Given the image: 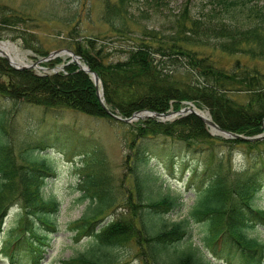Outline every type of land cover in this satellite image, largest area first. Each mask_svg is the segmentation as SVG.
Segmentation results:
<instances>
[{"label": "trees", "instance_id": "1", "mask_svg": "<svg viewBox=\"0 0 264 264\" xmlns=\"http://www.w3.org/2000/svg\"><path fill=\"white\" fill-rule=\"evenodd\" d=\"M102 2L100 20L110 27L108 37L116 42V57L109 60L97 39L78 40V35L60 46L72 49L96 71L105 107L93 80L73 63L41 75L12 68L0 57V253L10 264L23 260L40 264L59 230L60 203L43 190L57 169L48 161L51 156L26 144L25 127L17 134L11 126L15 112L27 105L41 107L44 113L71 109L123 129L119 136L125 148L121 162L125 185L121 180L113 185L102 145L97 141L89 145L86 137L66 130L74 146L86 149L80 188L81 199L89 200L85 215L71 225L75 238L89 234L94 244L64 264H121L119 249L130 244L143 251L146 264H213L203 254L207 249L227 264H264V240L249 235L264 227V208L254 202L263 187L264 138H222L211 134L194 113L168 122L146 118L127 123L106 110L127 117L146 108L178 111L191 102L208 110L221 128L244 136L262 132L264 72L239 59L225 68L218 56L242 54L264 61V11L250 8L247 0H213L206 14L195 18L185 6L169 24L170 32L163 33L145 25L144 12L137 15L130 10L135 0ZM5 9L0 6V21L12 22L20 30L27 18ZM21 31L24 34L10 39L23 40L22 48L40 56L49 52L27 41L24 37L30 33ZM62 62L67 59L56 57L42 65ZM234 149L240 150L245 163L233 170ZM150 158L162 160L169 169L181 162L180 173L188 172L185 187L194 191L195 198L182 219L161 222L164 214L179 207L178 195L144 194L149 181L164 180L153 168L145 169ZM13 207L18 209L17 222L5 229ZM119 207L125 210L115 217L108 215V210ZM195 225L202 228L198 244L189 238Z\"/></svg>", "mask_w": 264, "mask_h": 264}, {"label": "rangeland", "instance_id": "2", "mask_svg": "<svg viewBox=\"0 0 264 264\" xmlns=\"http://www.w3.org/2000/svg\"><path fill=\"white\" fill-rule=\"evenodd\" d=\"M103 0H0V6L5 7V13L15 11L16 13L26 17L27 20L22 21L18 27L14 28L11 23L0 21V41L8 40L13 42L16 50H18V59L27 63L34 62V59L40 57L31 49L22 48L23 40L10 39L11 35H19L26 30L30 35H25V39L31 40L32 43L38 44L43 50L54 51L64 48L60 46L61 42L68 40L74 41L78 35V40L97 39L104 48L109 60L114 59L116 53V42L113 38L109 39L111 31L101 20L103 9ZM155 0L146 3V0H135L132 12L139 15L144 12L143 22L148 28L155 27L161 32H170L169 24L174 18L178 17L181 10L187 6L193 17H202L210 9L213 0ZM245 1V0H244ZM248 6L255 10L264 11V0H247ZM215 3V2H214ZM213 5V4H212ZM220 7L215 9L217 16ZM223 13V12H222ZM264 13V12H263ZM74 29V31H73ZM164 31H163V30ZM24 32V31H23ZM22 32V34H24ZM20 34V35H22ZM103 51V49H102ZM13 54V52H12ZM236 59L247 63L250 67L256 66L260 71L264 72V61L250 60L241 55H223L218 56V62L224 67H231ZM60 65V64H57ZM225 67V68H226ZM35 71L42 73L41 70ZM240 100L244 95L237 94ZM206 110V109H204ZM208 111V110H206ZM11 126L15 133L25 127L26 144H31L34 150L40 149L51 156L56 168L57 174L44 187V194L52 196L60 203L59 212L57 214V222L59 230L54 232L53 238L50 240V246L42 254L40 264H64L67 258L76 256L79 252H84L88 247L94 244L92 236L89 234L82 235L78 239L76 230L72 228L75 220L81 219L89 207L88 199H81L82 189L80 184L83 180V169L85 158L82 154L86 151L84 147L77 148L73 145L67 136L66 130L74 131L81 137L88 139L87 144L91 145L93 141H97L102 145V154L105 156L106 165H108L111 173L113 185L118 184L120 180L123 182L125 177L122 176V158L124 156V144L121 143L119 135L123 130L117 125H112L106 119L87 116L82 112L74 110H65L58 112L44 113L41 107L25 106L15 112L11 121ZM231 156L234 163L231 164L232 169L243 167L245 159L241 156L239 149H234ZM145 169L153 168L163 176L162 179L153 182L149 181V188L144 190L147 196L158 197L165 192L174 193L180 198V205L171 213L164 214L161 222L166 224L175 220L182 219L187 214L194 203L195 194L188 190L184 183L188 172L185 171L182 176L180 173L181 162H177L170 169L162 160L150 158ZM126 182H123L125 185ZM262 188L259 190L258 196L255 198V204L264 208V180ZM125 206V205H124ZM16 207L12 208L4 225L6 227L13 226L17 222ZM125 208L119 207L117 210H108L110 217H115L118 213H122ZM127 210V209H126ZM107 221V217L103 219V223ZM192 241L198 242L202 233L199 225L193 226ZM250 232V233H249ZM249 235L264 240V227H260L257 231H249ZM183 248V247H180ZM119 257H122L121 264H146V255L138 246L130 244L119 249ZM176 257V256H174ZM207 257L216 264H227L222 260L211 258L207 253ZM0 264H10L7 257L0 253ZM20 264H27L23 260Z\"/></svg>", "mask_w": 264, "mask_h": 264}, {"label": "water", "instance_id": "3", "mask_svg": "<svg viewBox=\"0 0 264 264\" xmlns=\"http://www.w3.org/2000/svg\"><path fill=\"white\" fill-rule=\"evenodd\" d=\"M8 42V41H7ZM9 43V42H8ZM9 51H12L14 53L13 58H10L11 56L6 54L4 50H0V57L3 56L6 58V60L9 62V64L16 68V69H24V68H29V69H39L42 70L44 72H47L46 67H43L40 65V63L45 62L47 60L56 58L58 56H68L70 58V60L68 62H72L74 63L79 69L83 70L85 73H87L88 75H90V77L94 80V85L96 88V94L97 97L99 98V100L101 101V103L104 105V100H103V89L101 88V79H99L97 73L90 68L87 64H85L83 62V59L79 56L76 55L71 49L69 48H62V49H56V51H51L48 53V55H46L45 57H40L35 59L34 62L32 63H27L25 61L19 60L18 59V51L16 50L15 46L12 45L11 49ZM63 65L60 66H56L54 68H52V72H57L58 70L62 69ZM108 111V110H107ZM201 110L196 109L195 107H193L192 105L189 106H185L183 108H180L178 111H174V110H170L167 111V113L164 112H155L153 110H146V111H135L131 116L129 117H120L115 113H111L110 111H108V114H110L112 117H114L115 119H118L120 121H125L128 123L134 122L137 119H146V118H154V119H159L161 121H168L170 119H173L179 115H186L189 114V112H193L194 114H196L199 118L201 117V119L204 121V123L211 129L212 133L217 134V135H221L222 137H232V138H239L242 140H256V139H262L264 138V134L263 135H259L256 137H252V136H247V135H242L236 132H231L227 129L221 128L219 127L213 120L212 117L209 116H203L200 113ZM264 123V121H263Z\"/></svg>", "mask_w": 264, "mask_h": 264}, {"label": "bare ground", "instance_id": "4", "mask_svg": "<svg viewBox=\"0 0 264 264\" xmlns=\"http://www.w3.org/2000/svg\"><path fill=\"white\" fill-rule=\"evenodd\" d=\"M4 50L5 51V53L6 54H8V55H10L11 57L10 58H13V56H12V53L9 51L10 49H11V46H10V44L9 43H7V42H1L0 43V50ZM17 55H19V54H17ZM10 65V64H9ZM90 79H92L91 77H90ZM93 80V79H92ZM93 83H94V80H93ZM97 91V90H96ZM185 103H188V102H185ZM146 110H151V109H149V108H146V109H141V111H146ZM156 112V111H155ZM159 112V111H158ZM200 113L203 115V116H209L210 114L208 113V111H206V110H204V109H202L201 111H200ZM197 116V115H196ZM198 117V116H197ZM199 118V117H198ZM200 119H201V117H200ZM261 126H262V132H260V133H256L255 135H251L252 137H256V136H259V135H263L264 134V123L262 122V124H261ZM230 131V130H229ZM232 132V131H231ZM234 133V132H233ZM226 138H229V139H234V138H232V137H226ZM235 139H239V138H235ZM239 140H242V139H239ZM245 140H247V139H245ZM245 140H243V141H245ZM256 140H261V139H256ZM256 140H254V141H256ZM248 141H252V140H248Z\"/></svg>", "mask_w": 264, "mask_h": 264}]
</instances>
